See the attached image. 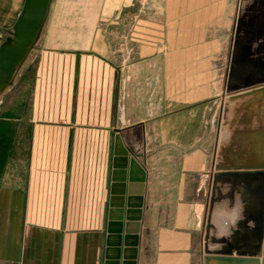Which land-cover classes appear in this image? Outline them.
<instances>
[{
  "label": "crops",
  "instance_id": "0c3cea01",
  "mask_svg": "<svg viewBox=\"0 0 264 264\" xmlns=\"http://www.w3.org/2000/svg\"><path fill=\"white\" fill-rule=\"evenodd\" d=\"M24 1L0 0V46ZM136 1L51 3L17 75L26 96L0 108L3 120L29 127L28 184L14 197L39 196V253L0 242V264H104L114 154L124 149L145 173L137 264H202L204 244L233 243L238 221L256 210L240 185L232 199L227 179L209 207L216 151L225 148L221 161L231 164L228 149L239 146L230 136L258 127L248 98H222L235 23L250 20L253 1L149 0L163 8L138 14L130 46L118 44ZM27 225L2 222L4 241L24 244Z\"/></svg>",
  "mask_w": 264,
  "mask_h": 264
},
{
  "label": "water",
  "instance_id": "95a60500",
  "mask_svg": "<svg viewBox=\"0 0 264 264\" xmlns=\"http://www.w3.org/2000/svg\"><path fill=\"white\" fill-rule=\"evenodd\" d=\"M250 20L239 16L235 23L225 87L222 98L249 100L248 121L255 118L258 127L230 136L237 153L228 149L231 164L222 163L227 150L216 151L209 207L212 208L217 184L227 179L230 196L237 191L251 202L254 212L239 220L233 243L208 250L204 244L202 264H264V0H252ZM53 0H25L10 38L0 46V99L15 84L17 75L35 48ZM258 43L254 51L251 45ZM248 80L249 82H242ZM238 150H240L238 152ZM245 152V153H244ZM250 159L241 163L239 156ZM108 216V237L104 264H137V247L143 206L145 173L126 149L115 151ZM238 193V194H239ZM208 211L206 221H210ZM251 224V226H249Z\"/></svg>",
  "mask_w": 264,
  "mask_h": 264
},
{
  "label": "rangeland",
  "instance_id": "374dc122",
  "mask_svg": "<svg viewBox=\"0 0 264 264\" xmlns=\"http://www.w3.org/2000/svg\"><path fill=\"white\" fill-rule=\"evenodd\" d=\"M153 5V3H152ZM161 5V2H159ZM151 6L149 0H138L134 7L126 10L124 20L120 22L118 26L124 30V36L120 37L118 44H125L130 46L131 44V29L138 20V14L145 12H155L163 6ZM33 51V50H32ZM32 52L28 57L25 64L31 59ZM223 64H221L222 66ZM27 66V65H26ZM21 81L16 82L7 91V95L3 97L4 104L0 107H8L11 102V98H17L20 94L24 93L25 89H21ZM25 88V87H24ZM9 92V93H8ZM26 98H24L25 100ZM13 101V100H12ZM24 121V120H23ZM10 122L9 120H3V114L0 112V226L2 222H19L24 225L27 222L29 234L24 244H20L15 239L8 238L7 242L4 241L6 229L0 227V242L1 247H8L9 250L16 253H26L29 258L33 259V255L39 253V212H33V208L39 206V196L33 194L28 190V195L23 197H14V192H26L27 188V170L29 163V145H30V132L29 127L24 122ZM36 182H34L35 184ZM10 197V195H12ZM23 209L20 211V205ZM26 200V201H25ZM10 209V210H9ZM27 212H26V211ZM10 231V230H9ZM12 232V231H11ZM14 232V231H13ZM13 238L14 235H12ZM5 242V244L3 243ZM29 263L35 262L34 260H28Z\"/></svg>",
  "mask_w": 264,
  "mask_h": 264
}]
</instances>
